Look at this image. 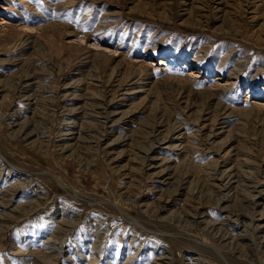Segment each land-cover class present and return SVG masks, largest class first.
Segmentation results:
<instances>
[{"label": "rangeland", "instance_id": "1", "mask_svg": "<svg viewBox=\"0 0 264 264\" xmlns=\"http://www.w3.org/2000/svg\"><path fill=\"white\" fill-rule=\"evenodd\" d=\"M262 176L264 0H0V264H264Z\"/></svg>", "mask_w": 264, "mask_h": 264}, {"label": "bare ground", "instance_id": "2", "mask_svg": "<svg viewBox=\"0 0 264 264\" xmlns=\"http://www.w3.org/2000/svg\"><path fill=\"white\" fill-rule=\"evenodd\" d=\"M1 23L3 24V23H6L5 22V20H2L1 21ZM264 176H262V179L261 180H258V183H257V185H260V186H258L257 188H261L262 187V185H263V183H264ZM254 188H256V187H254ZM254 190H258V189H254ZM257 193V195L256 196H252V201L249 203V209L253 212L254 211V206L257 204H255V201H253V198L254 197H257V196H260L261 195V191L259 192V191H257L256 192ZM258 202V201H257ZM263 210H264V207H263ZM93 251V250H92Z\"/></svg>", "mask_w": 264, "mask_h": 264}]
</instances>
